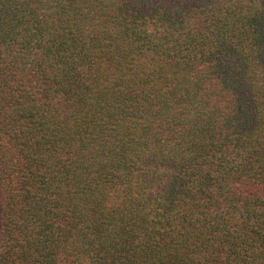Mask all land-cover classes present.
Segmentation results:
<instances>
[{
  "label": "trees",
  "instance_id": "1",
  "mask_svg": "<svg viewBox=\"0 0 264 264\" xmlns=\"http://www.w3.org/2000/svg\"><path fill=\"white\" fill-rule=\"evenodd\" d=\"M0 264H264V0H0Z\"/></svg>",
  "mask_w": 264,
  "mask_h": 264
}]
</instances>
